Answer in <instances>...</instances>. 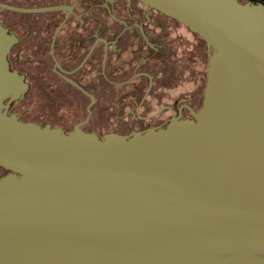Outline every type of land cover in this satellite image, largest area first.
<instances>
[{
	"label": "water",
	"instance_id": "water-1",
	"mask_svg": "<svg viewBox=\"0 0 264 264\" xmlns=\"http://www.w3.org/2000/svg\"><path fill=\"white\" fill-rule=\"evenodd\" d=\"M139 1L209 57L193 119L130 137L9 114L27 85L0 24V264H264V7Z\"/></svg>",
	"mask_w": 264,
	"mask_h": 264
},
{
	"label": "flooded vegetation",
	"instance_id": "flooded-vegetation-1",
	"mask_svg": "<svg viewBox=\"0 0 264 264\" xmlns=\"http://www.w3.org/2000/svg\"><path fill=\"white\" fill-rule=\"evenodd\" d=\"M0 24L27 85L8 108L22 122L130 137L201 108L205 42L139 0H0Z\"/></svg>",
	"mask_w": 264,
	"mask_h": 264
},
{
	"label": "rangeland",
	"instance_id": "rangeland-1",
	"mask_svg": "<svg viewBox=\"0 0 264 264\" xmlns=\"http://www.w3.org/2000/svg\"><path fill=\"white\" fill-rule=\"evenodd\" d=\"M2 173V169L0 168V174Z\"/></svg>",
	"mask_w": 264,
	"mask_h": 264
}]
</instances>
